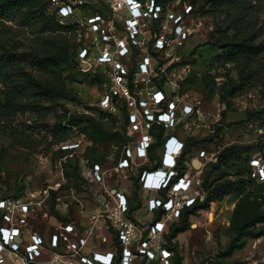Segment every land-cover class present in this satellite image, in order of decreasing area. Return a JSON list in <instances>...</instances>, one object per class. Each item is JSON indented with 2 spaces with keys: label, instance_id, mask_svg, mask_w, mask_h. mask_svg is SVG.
Wrapping results in <instances>:
<instances>
[{
  "label": "rangeland",
  "instance_id": "374dc122",
  "mask_svg": "<svg viewBox=\"0 0 264 264\" xmlns=\"http://www.w3.org/2000/svg\"><path fill=\"white\" fill-rule=\"evenodd\" d=\"M162 3L167 19L173 14L182 15L179 25L192 32L184 42L173 40L160 60L167 76L176 84L175 92L203 113L205 128L194 131V135L187 134L184 126L177 130V134L186 141L187 154L190 153L193 158L200 152L208 155V159H198L201 166L198 168L194 164L193 170L195 186L199 189L194 190L197 196L195 205L201 206L206 198L202 188L204 175L210 171L211 164L218 162L219 154L225 147H246L249 159L264 158V119L255 117L264 109V87L258 83L248 93L237 98L229 97L227 102H223V92L229 91L230 81L238 77L232 66H224L222 53L214 46L217 37L215 20L213 16L204 14L210 10L211 0H162ZM250 5V12L256 18L259 40L264 43V0H253ZM190 6L192 10L188 13ZM174 26L172 20L168 32H172ZM36 29L38 27L20 28L11 34V38L18 48L16 52L28 55L22 63L24 71L32 73L36 80H44L48 76L30 65L39 55ZM67 65L70 68L62 77L71 99L60 100L58 106L51 108L50 103L41 102L35 107L38 110L34 111L31 103L37 105L39 97L35 100L31 93H24L20 96L22 101L19 100L18 105L12 108L13 113L0 109V197L28 198L39 205L45 191L56 190L49 191L48 199L36 211L33 221L34 228L46 234L55 232L66 223H74L79 228L87 225L90 217L101 210L107 198L106 188L118 189L129 195L134 214H137L136 221L146 224L155 221V215L144 206L148 195L135 187L137 173H130V180H124L111 171L123 148L119 137H110L104 143L95 144L89 137L92 131L88 122L80 125L71 123L72 117L93 118L112 134L124 135L123 119L101 112L96 107L104 89V75L94 69L80 70L79 66ZM67 65L62 66L65 68ZM0 90H7L2 82ZM0 96L5 97L4 94ZM249 114L252 116L249 117ZM57 122L60 127L56 126ZM64 135L67 141L79 138L88 144L85 162L79 165L80 175L73 170L75 159H71V166H65L70 158H66L64 153H57L63 143L59 140ZM97 159L108 171L105 184L93 183L84 175ZM70 172L72 176L67 175ZM230 174L227 180L239 178L234 171ZM58 184L61 186L57 189ZM254 184L258 185L257 182ZM53 192L56 198H53ZM237 203L236 196L229 194L190 216V230L172 242L167 240L164 243V247L172 253L171 264H176L175 248L183 256V264H264V236L246 239L242 249L236 250L230 257L225 256L233 237L231 220ZM172 224L173 221H170L169 226ZM108 245L101 249H106ZM137 264L147 263L139 260ZM149 264L162 263L158 260Z\"/></svg>",
  "mask_w": 264,
  "mask_h": 264
},
{
  "label": "built area",
  "instance_id": "2783aa9c",
  "mask_svg": "<svg viewBox=\"0 0 264 264\" xmlns=\"http://www.w3.org/2000/svg\"><path fill=\"white\" fill-rule=\"evenodd\" d=\"M49 1L66 28L64 36L76 48L80 70L94 69L105 77L96 107L125 122L129 142L112 173L130 180V173L136 172L138 190L148 195L144 206L152 215L162 211L163 216L149 224L134 221L127 193L106 188V210L94 213L87 225L66 223L46 234L38 232L33 221L49 191L56 190L45 191L40 206L28 198H0V264H171L172 253L164 247L169 223L197 200L190 190L196 178L188 173L195 167L183 161L187 145L177 130L184 126L194 135L206 125L201 110L175 92L176 84L160 59L173 40L184 42L192 32L179 25L182 15L166 18L162 0ZM172 20L175 26L168 32ZM161 131L162 146L152 155ZM87 147L78 138L61 143L59 150L84 164ZM198 157L208 159L206 152ZM250 167L251 178L264 182L263 158H252ZM107 172L95 163L84 175L105 184ZM105 244L110 246L101 249Z\"/></svg>",
  "mask_w": 264,
  "mask_h": 264
},
{
  "label": "trees",
  "instance_id": "16d2710c",
  "mask_svg": "<svg viewBox=\"0 0 264 264\" xmlns=\"http://www.w3.org/2000/svg\"><path fill=\"white\" fill-rule=\"evenodd\" d=\"M251 1L253 0H211L210 10L204 12L205 15L214 17L217 34L214 46L221 51L224 66H232L238 77L237 80L230 81V90L223 92L221 96L223 102H227L229 97L237 98L248 93L255 89L258 83L264 87V43L259 40L256 18L253 12H250ZM30 27H38L36 42L40 48L37 60L30 65L41 74L48 76L44 80H36L32 73L24 71L22 63L28 55L16 52L18 48L14 46L13 38H11V34L18 32V29ZM65 29L49 0H0V82L7 86L5 92L0 90V94L5 95L4 98L0 96V109L13 113L12 108L18 105L19 100L22 101L20 96L24 93H31L35 100L39 97V100H36L37 105L31 103L33 107L31 109H35L34 111L38 110L35 107L40 106L41 102L50 103L51 108L58 106L60 100L71 99L62 75L66 69L70 68L67 64L78 66V62L75 46L68 40L63 43L66 38ZM62 65L67 66L64 68ZM251 116L252 114H249V117ZM255 117L263 120L264 109L257 112ZM85 121L88 122L92 131L89 137L95 144L104 143L110 137H119L123 146L128 144L129 137L126 134L125 122L124 135L121 136L112 134L109 129L93 118H71V123H76L75 125ZM56 126L60 127L61 124L57 122ZM163 140L164 133L161 131L157 136V143L153 146L152 155H156ZM59 141H67L66 135ZM57 153L59 155L64 152ZM187 153L188 149L183 161L186 160ZM248 156V149L240 146H228L220 152L218 162L211 164L210 171L204 175L202 188L206 193L205 201L201 206L194 204L181 212L179 219L169 226L171 231L168 230L165 242L167 240L172 242L180 234L190 230V216L200 209L208 208L212 202L229 194H234L238 203L231 220L233 237L225 256L230 257L236 250L242 249L246 239L264 236V182L259 183L251 178L252 158L249 159ZM75 160L73 170L80 175V160L78 158ZM95 163L102 164L99 159L93 162ZM67 165H72L71 159L66 162L65 166ZM230 171H234L239 178L235 181L227 180L226 178L231 175ZM215 172L217 174L213 175ZM67 175L72 176L71 172ZM134 183L135 187L139 188L138 177L134 179ZM52 194L53 198H56V193ZM130 207V216L136 221L131 204ZM55 215L60 217L58 213ZM154 215L155 221H158L161 220L163 212L157 211ZM116 244L121 252L120 244ZM174 251L177 253L176 264H183L184 258L182 254L179 255L178 248Z\"/></svg>",
  "mask_w": 264,
  "mask_h": 264
},
{
  "label": "crops",
  "instance_id": "0c3cea01",
  "mask_svg": "<svg viewBox=\"0 0 264 264\" xmlns=\"http://www.w3.org/2000/svg\"><path fill=\"white\" fill-rule=\"evenodd\" d=\"M177 135H178V134H177ZM178 136L180 137V139H182V140L185 141V139H184L182 136H180V135H178ZM186 145H187V144H186ZM189 154H190V153H189ZM189 154H186V160H187V161H192V162H193V165L195 164L196 161H200V160H198V159H199L198 156L195 157V158H193V157H191ZM200 163H201V162H200ZM188 173L195 177V174L193 173V170H189ZM126 190H127V189H126ZM190 190H191V194H192L193 196H195L194 190H199V189H198V187H196V186L194 185V187L191 188ZM128 197H129V195H128ZM137 212H138V211H137ZM135 215H137V214L135 213V214L133 215L134 218H136ZM137 222H142V221H137Z\"/></svg>",
  "mask_w": 264,
  "mask_h": 264
},
{
  "label": "water",
  "instance_id": "95a60500",
  "mask_svg": "<svg viewBox=\"0 0 264 264\" xmlns=\"http://www.w3.org/2000/svg\"><path fill=\"white\" fill-rule=\"evenodd\" d=\"M226 108V106L224 107V109ZM116 118L118 119V117L116 116ZM199 163V164H198ZM195 166L196 167H200L201 166V163L199 162V161H196L195 162ZM106 210V206H105V204L103 203L102 205H101V211H105ZM1 220H2V218H1V216H0V222H1Z\"/></svg>",
  "mask_w": 264,
  "mask_h": 264
},
{
  "label": "bare ground",
  "instance_id": "6f19581e",
  "mask_svg": "<svg viewBox=\"0 0 264 264\" xmlns=\"http://www.w3.org/2000/svg\"><path fill=\"white\" fill-rule=\"evenodd\" d=\"M199 164V163H198Z\"/></svg>",
  "mask_w": 264,
  "mask_h": 264
}]
</instances>
